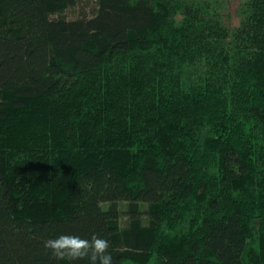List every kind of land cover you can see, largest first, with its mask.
<instances>
[{
  "label": "trees",
  "instance_id": "1",
  "mask_svg": "<svg viewBox=\"0 0 264 264\" xmlns=\"http://www.w3.org/2000/svg\"><path fill=\"white\" fill-rule=\"evenodd\" d=\"M80 1L0 0V264H264V0Z\"/></svg>",
  "mask_w": 264,
  "mask_h": 264
},
{
  "label": "clouds",
  "instance_id": "2",
  "mask_svg": "<svg viewBox=\"0 0 264 264\" xmlns=\"http://www.w3.org/2000/svg\"><path fill=\"white\" fill-rule=\"evenodd\" d=\"M44 248L57 261L86 260L87 264H114L112 254L108 251L109 242L96 234L90 238L61 234L44 242Z\"/></svg>",
  "mask_w": 264,
  "mask_h": 264
},
{
  "label": "rangeland",
  "instance_id": "3",
  "mask_svg": "<svg viewBox=\"0 0 264 264\" xmlns=\"http://www.w3.org/2000/svg\"><path fill=\"white\" fill-rule=\"evenodd\" d=\"M241 0H229V8H230V11L228 13L229 15V18L231 20V22H233L234 24L238 22L237 18H236V7L238 6V4L240 3ZM94 0H81L79 5L77 6V8L69 11V13L67 14V16L70 18V19H74V18H77L79 16H81V14L83 12H85L87 15H92V11H93V8H94ZM107 207V206H105ZM121 208H122V211L125 212L126 211V208H127V205L125 203L121 204ZM126 221V218L123 217L122 218V224Z\"/></svg>",
  "mask_w": 264,
  "mask_h": 264
}]
</instances>
